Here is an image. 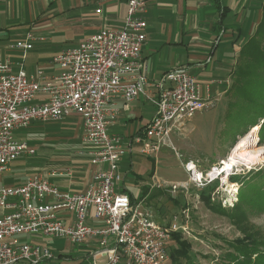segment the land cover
<instances>
[{"label": "built area", "instance_id": "1", "mask_svg": "<svg viewBox=\"0 0 264 264\" xmlns=\"http://www.w3.org/2000/svg\"><path fill=\"white\" fill-rule=\"evenodd\" d=\"M146 13L144 0H129L122 27L102 28L77 47L55 54L51 64L59 72L50 77L41 71L33 75L23 69L14 71L0 56V264L54 259L50 247L36 241L42 239L89 247L91 264H169L167 244L185 226H161L121 192L118 164L128 150L122 136L109 130L117 116L112 103L118 96L125 102L144 98L154 104L155 114L136 141L147 142L143 154L156 156L162 149H171L170 135L187 118L213 104L215 81L201 84L186 69H172L157 83L158 97H150L141 58ZM34 40L28 33L10 48L24 55ZM37 95L44 100L36 101ZM71 115L80 120L86 153L106 168L96 171L77 193L61 192L38 175L18 186L4 185L1 178L11 164L22 154L33 153L15 133L34 122H59ZM184 170L188 183H205L194 162L185 163ZM185 188V184H172L170 191ZM60 214L72 215L73 220L66 222ZM86 220L98 224L90 226Z\"/></svg>", "mask_w": 264, "mask_h": 264}, {"label": "crops", "instance_id": "2", "mask_svg": "<svg viewBox=\"0 0 264 264\" xmlns=\"http://www.w3.org/2000/svg\"><path fill=\"white\" fill-rule=\"evenodd\" d=\"M128 1L0 0V56L11 64L14 71L23 69L27 75L38 71L46 77L55 75L59 70L51 64L52 57L60 51L77 47L102 28L122 27ZM144 1L147 4L144 16L147 27L141 58L146 68L148 95L157 98L160 89L156 85L162 76L169 70L183 68L201 84L215 81L211 85V96L218 100L223 98L231 82L240 46L261 19L264 0ZM28 33L35 37L31 50L22 55L10 48ZM43 100L42 95L36 96V101ZM112 107L117 110V116L109 130L122 136L123 145L128 150L118 164V172L123 178L120 190L135 197L133 189L125 185L126 181L130 180L136 187L139 183L147 186L148 182L135 174L133 164L139 160H151L153 166L147 175L152 176V180L157 173V160L165 159L167 150L162 149L156 156H147L142 153L147 142L136 141L143 137L155 114L154 104L144 98L125 102L117 96ZM66 120L72 121L77 129L56 128L33 133L32 139L36 143L26 141L33 153L22 154L11 164L1 178L4 185L18 186L38 175L61 192L77 193L87 187L96 171L106 168L93 162L86 153L87 145L80 138L70 137L69 134L77 133L78 127L82 130L78 116L71 115ZM64 132L68 135L63 138L67 142L55 144L54 140L61 138L59 136ZM74 149L77 151L73 154ZM37 152L41 154L36 156ZM60 217L66 222L73 220L72 215L60 214ZM86 224L95 226L98 223L86 220ZM26 239L35 243L30 237ZM80 248L85 249L87 255L89 247ZM51 251L53 253V249Z\"/></svg>", "mask_w": 264, "mask_h": 264}, {"label": "rangeland", "instance_id": "3", "mask_svg": "<svg viewBox=\"0 0 264 264\" xmlns=\"http://www.w3.org/2000/svg\"><path fill=\"white\" fill-rule=\"evenodd\" d=\"M230 79L231 82L223 98L219 100L216 98L211 106L187 118L179 130L172 132L170 135L171 149H163L167 150L166 157L163 160H157V173L152 180H150L152 176L147 175L153 166L151 160H139L133 164L135 174L138 173L141 179L147 181V186L139 183V187H136L130 180L125 183L128 188L133 189L140 208L155 222L164 227L172 224L185 226V230L175 232L190 246L189 261L180 259V264H226L225 255L232 251L225 242L243 238L242 229L244 228H248L245 229L246 232L249 229L254 230L260 236L259 238H264V210L262 207L261 209L258 206L246 207L247 220L242 227H236L230 223L227 217L208 211L199 200V192L206 185L213 184L215 180H218L219 184L211 194L212 202L216 205L220 204L222 208L231 209L238 200L239 191L246 183L243 185L240 182L231 183L230 175H239L241 178L244 177L240 181L253 184L256 187H264V178H260L258 175L264 174V162L250 168L234 166L227 177L221 174L213 181H207L206 175L209 176L213 168L220 167L239 139L246 136L254 127L258 126L255 134L258 142L253 147L264 150V144L259 141L262 121L259 120L256 126H252L244 122L243 119L241 120L242 105H239L238 98L231 91L232 74ZM66 119L59 122H34L28 129L16 132L15 137L18 140L36 143L32 138L33 133L37 130L42 132L53 131L56 128L76 130L77 127L74 123ZM69 135L73 139L77 138L75 140L82 139V130L78 127L76 134ZM59 137L62 139L54 140L55 144L67 142L63 139L68 138L66 132ZM79 150L81 151V149ZM76 151L74 149L73 154ZM39 154L41 153L37 152L36 156ZM187 162H194L198 171L202 172L205 180L202 186H194L187 182L188 176L184 170V164ZM172 184H185L186 188L172 193L170 191ZM231 186L234 188L232 189ZM36 241L47 244L50 250L53 249L54 254V259L40 264L45 262L48 264H91L86 257V250L83 248L67 245L64 243L65 241H48L47 239ZM177 248V244L171 240L168 253ZM59 254L66 256L58 259Z\"/></svg>", "mask_w": 264, "mask_h": 264}, {"label": "trees", "instance_id": "4", "mask_svg": "<svg viewBox=\"0 0 264 264\" xmlns=\"http://www.w3.org/2000/svg\"><path fill=\"white\" fill-rule=\"evenodd\" d=\"M261 19L257 24L251 36L240 46L236 58L235 68L232 72V89L237 102L242 105L240 109V118L244 122L256 126L257 122L262 121L259 131V141L264 144V3L261 7ZM247 117V118H246ZM264 178V174H258ZM244 177L239 175H230L231 183L240 182L243 188L239 191L238 200L231 209L222 208L220 204L212 202L211 194L218 186L219 181L215 180L213 184L206 185L199 192V200L206 209L212 213L227 217L232 225L242 227L246 222V207H256L264 210V187H256L253 184L240 181ZM125 193L124 191H121ZM132 204H136V198L128 194ZM241 239H235L232 242H225L232 252L225 256L226 264H264V238L256 234L254 230L245 231ZM174 241L178 248L169 252V264H180V259L189 261L188 242L182 240L178 233L171 236L170 241ZM169 241V242H170ZM167 244V252L168 246ZM58 259L63 255H58Z\"/></svg>", "mask_w": 264, "mask_h": 264}, {"label": "bare ground", "instance_id": "5", "mask_svg": "<svg viewBox=\"0 0 264 264\" xmlns=\"http://www.w3.org/2000/svg\"><path fill=\"white\" fill-rule=\"evenodd\" d=\"M257 129L258 126L252 128L251 132L240 138L231 150L228 158L222 161L220 167L213 168L208 177L212 180L216 179V177H219L221 174L227 177L234 166L250 168L256 164L264 162V150L262 148L256 149L253 147L258 142V138L255 135ZM231 188L233 189L234 187L231 186Z\"/></svg>", "mask_w": 264, "mask_h": 264}]
</instances>
